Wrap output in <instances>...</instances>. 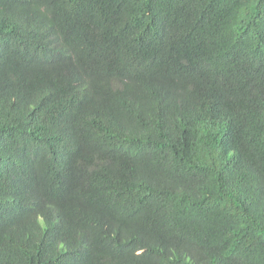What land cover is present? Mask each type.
<instances>
[{
	"label": "trees",
	"instance_id": "obj_1",
	"mask_svg": "<svg viewBox=\"0 0 264 264\" xmlns=\"http://www.w3.org/2000/svg\"><path fill=\"white\" fill-rule=\"evenodd\" d=\"M0 264H264V0H0Z\"/></svg>",
	"mask_w": 264,
	"mask_h": 264
}]
</instances>
